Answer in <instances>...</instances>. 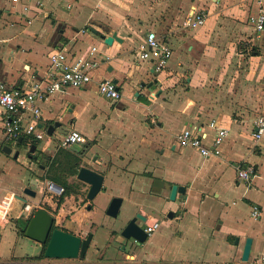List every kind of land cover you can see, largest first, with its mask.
<instances>
[{
    "label": "crops",
    "instance_id": "crops-1",
    "mask_svg": "<svg viewBox=\"0 0 264 264\" xmlns=\"http://www.w3.org/2000/svg\"><path fill=\"white\" fill-rule=\"evenodd\" d=\"M193 10L206 14L205 24L183 27ZM258 11L256 0H0L5 87L29 90L43 84L53 74L50 55L63 48L66 65L90 47L97 48L93 59L99 63L90 83L39 102L36 128L44 133L42 140L5 144L6 114L0 108V199L15 194L7 222L0 225V264L22 260L14 251L23 237L18 222L30 216H23L25 204L49 211L57 228L80 238L92 235L81 264H164L165 252L151 251L154 234L184 264H258L264 256V135L254 141L251 133L254 119L264 114V35L248 21ZM100 26L121 41L104 44ZM148 32L173 53L160 73L136 57V45ZM105 80L117 85L118 100L98 93ZM186 129L204 134L207 147L216 129L226 130L220 156L203 158L178 146L176 135ZM71 131L82 135L83 145H61ZM4 146L10 155L2 152ZM80 166L104 177L92 201L86 198L89 186L76 179ZM246 167L254 176L238 180L237 170ZM155 179L182 186L185 193L170 201L165 188L151 191ZM48 183L60 188L66 183L76 195L58 207L63 191L49 192ZM25 188L35 196H25ZM113 198L132 207V216L140 213L145 224L160 220V231L139 247L123 240L121 228L108 225ZM253 207L257 218L251 216ZM247 238L252 245L243 262Z\"/></svg>",
    "mask_w": 264,
    "mask_h": 264
},
{
    "label": "built area",
    "instance_id": "built-area-1",
    "mask_svg": "<svg viewBox=\"0 0 264 264\" xmlns=\"http://www.w3.org/2000/svg\"><path fill=\"white\" fill-rule=\"evenodd\" d=\"M16 2V0H13ZM259 11L256 16L249 18V24L254 28L257 35H264V9L262 0H256ZM26 9V8H24ZM206 14L193 10L192 14L187 16L182 22V26L189 29H197L206 22ZM97 51L96 47L88 48L83 54L78 56L72 65H66V55L68 50L63 48L50 55V62L53 74L42 84H38L29 90L11 89L0 83V108L6 114L3 121V142L5 144L17 143L19 140H25L29 143L39 141L44 138V133L36 128V122L40 118L39 102L47 101L53 94L68 88H80L91 82V73L97 68L99 63L93 59ZM136 57L140 61H149L152 63L154 71L160 73L164 71L173 58L171 48L167 43L160 40L154 32H148L145 37L136 45ZM98 93L112 101L120 97L117 85L109 80L101 81L98 84ZM28 120V124L25 121ZM210 128L214 129V122L210 123ZM216 134L212 138L210 147L204 145L206 136L202 133L194 134L191 130H183L176 135V143L182 148L193 149L203 158L210 156L217 157L221 154V146L227 136V131L216 129ZM264 135V114L257 116L253 121L251 136L254 141H259ZM84 139L77 131H71L61 141L62 146L83 145ZM254 176V170L251 167L239 168L237 170V179L248 182ZM47 189L54 194H60L63 189L56 188L54 184L48 183ZM15 194L0 199V225L5 224ZM33 211L29 204L23 207V216L27 217ZM251 216L259 217V211L253 207ZM161 226V221L154 219L144 225V232L151 236ZM258 264H264L262 256Z\"/></svg>",
    "mask_w": 264,
    "mask_h": 264
},
{
    "label": "water",
    "instance_id": "water-1",
    "mask_svg": "<svg viewBox=\"0 0 264 264\" xmlns=\"http://www.w3.org/2000/svg\"><path fill=\"white\" fill-rule=\"evenodd\" d=\"M96 26H99L95 24ZM101 27V26H100ZM106 36H101L104 44L111 45L113 41L120 42L115 32L109 31L107 28H102ZM96 34L95 31H91ZM57 126V124H55ZM53 127H49L47 134L52 135ZM21 142V140H19ZM29 153L32 154L35 151V147L29 148ZM2 152L6 155L11 154V149L7 146L2 148ZM19 152L14 153V159L17 158ZM36 160V157H34ZM76 179L89 186L86 198L92 201L101 191L104 177L103 175L92 171L84 166L78 168ZM56 188H60L54 185ZM162 188H165L169 192V200L174 201L177 195H183L185 188L182 186L171 185L165 183L159 179L153 181L152 192L160 193ZM25 196L34 197L35 193L28 188L23 190ZM22 202L24 199L19 198ZM122 200L120 198H113L106 210V215L115 219L119 214ZM170 217L172 213L169 214ZM27 224L23 231V237L29 239L40 247H44L43 257L47 260H77L84 259L86 253L91 244L92 235L86 236V238H80L74 234L68 233L55 226L54 216L44 208H35L27 219ZM145 218L140 213L134 214L121 228L119 236L125 240L130 241L134 246H141L147 239V235L144 232ZM252 239L247 238L242 251L243 262H247L251 250Z\"/></svg>",
    "mask_w": 264,
    "mask_h": 264
},
{
    "label": "rangeland",
    "instance_id": "rangeland-1",
    "mask_svg": "<svg viewBox=\"0 0 264 264\" xmlns=\"http://www.w3.org/2000/svg\"><path fill=\"white\" fill-rule=\"evenodd\" d=\"M132 207L126 205L123 203L121 205L119 214L117 218L112 219L108 218V225H112V227L116 228H123L126 221L132 217ZM157 216V214L153 213ZM159 218V217H158ZM161 228V227H160ZM160 228L157 230L160 231ZM156 231V232H157ZM153 235V234H152ZM156 236L154 246L152 247L151 251H159L162 249L164 254L160 255V258L162 259V262L164 264H184V260L182 259V256H180L178 253H176L171 248H168L167 245H164L161 241V236L159 234H154V237ZM112 252V247L110 248ZM110 250L108 252H110ZM40 253V247L38 244L34 243L33 241L26 239L25 237H20L18 242L16 243V248L14 251L15 257L22 260H13L16 262H11V264H27V259L24 260L23 258L26 256H33V255H39ZM87 257L90 258V254L87 255ZM81 260L84 261V259H77V260H46L44 261V264H81ZM12 261V260H11Z\"/></svg>",
    "mask_w": 264,
    "mask_h": 264
},
{
    "label": "trees",
    "instance_id": "trees-1",
    "mask_svg": "<svg viewBox=\"0 0 264 264\" xmlns=\"http://www.w3.org/2000/svg\"><path fill=\"white\" fill-rule=\"evenodd\" d=\"M254 54H256V52H251V55H254ZM22 143L24 145V144H26V141L23 140ZM19 146H21V144H19ZM60 184H61V187L63 189V193L61 194L60 198L57 200V206L58 207H60V205L64 201V198L65 197H68L70 195H76V192H75V190H74L73 187L67 185L66 183H60ZM27 221L28 220H21V221L18 222L17 229H18V233L20 235L23 234V231H24V228H25V226L27 224ZM43 252H44V247H42V251H41L40 256H38V257H32V258H27V262H30V263H27V264H36L38 261H40L41 259H43Z\"/></svg>",
    "mask_w": 264,
    "mask_h": 264
}]
</instances>
